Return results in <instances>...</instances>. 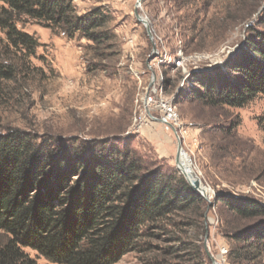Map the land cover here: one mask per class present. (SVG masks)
<instances>
[{
	"label": "rangeland",
	"instance_id": "374dc122",
	"mask_svg": "<svg viewBox=\"0 0 264 264\" xmlns=\"http://www.w3.org/2000/svg\"><path fill=\"white\" fill-rule=\"evenodd\" d=\"M137 2L74 1L79 16L95 18L98 11L105 19L101 32L109 40L102 45L82 35L69 39L34 23L23 25L39 39L37 54L44 61L33 60L27 83L2 85L0 133H28L56 152L71 149L81 156L106 144L128 145L152 169L184 177L176 164V132L141 118L142 99L155 73L156 82L163 78L161 86L155 82L161 97L171 100L179 117L184 151L211 191L210 201L205 199L207 234L201 238L206 256L211 264L210 256L218 264H235L229 252L239 244L225 237V231L228 222H237L217 198L249 196L264 204V97L241 108L208 107L191 93V76L223 67L250 35L264 33V0H142L138 12L151 24L157 54L136 16ZM181 58L186 62L177 67ZM186 77L190 79L183 86ZM234 126L235 137H230ZM190 236L195 238V231ZM27 253L37 264H58L35 251ZM246 253L250 260L242 264H264V243ZM141 258L131 252L116 264H142Z\"/></svg>",
	"mask_w": 264,
	"mask_h": 264
},
{
	"label": "trees",
	"instance_id": "16d2710c",
	"mask_svg": "<svg viewBox=\"0 0 264 264\" xmlns=\"http://www.w3.org/2000/svg\"><path fill=\"white\" fill-rule=\"evenodd\" d=\"M74 1L0 0V95L3 84L29 81L33 60L44 61L23 25L95 45L109 40L99 12L81 17ZM191 78V93L208 107L241 108L264 97V33L250 35L223 67ZM217 201L237 222L226 224L225 237L239 244L229 259L242 264L250 260L244 251L264 243V221L241 222L264 219V204L224 194ZM206 209L182 175L152 169L128 145L81 156L28 133H0V264H37L27 249L58 264H116L131 252L142 264H211L201 240Z\"/></svg>",
	"mask_w": 264,
	"mask_h": 264
},
{
	"label": "built area",
	"instance_id": "2783aa9c",
	"mask_svg": "<svg viewBox=\"0 0 264 264\" xmlns=\"http://www.w3.org/2000/svg\"><path fill=\"white\" fill-rule=\"evenodd\" d=\"M185 62L186 60L181 58L177 61V67H182ZM187 80L188 77L184 79L182 84L183 86ZM162 82L163 78H160L156 83H159L161 86ZM156 83H154L152 86L150 85L147 95L142 99L143 112L141 118H148L146 123L158 122L170 129L177 130V127L179 126V117L175 111V108L172 105L171 100L168 101L161 97L162 88L159 90ZM154 112H159L161 115L158 117L154 116ZM224 253L227 254V250H225Z\"/></svg>",
	"mask_w": 264,
	"mask_h": 264
},
{
	"label": "water",
	"instance_id": "95a60500",
	"mask_svg": "<svg viewBox=\"0 0 264 264\" xmlns=\"http://www.w3.org/2000/svg\"><path fill=\"white\" fill-rule=\"evenodd\" d=\"M141 2L142 0H138L137 5H136V16L138 18V20L146 27L148 35L150 37V40L152 42L153 45V50L154 52H156L157 54V45L155 42V36L154 33L152 31V27L151 24L149 22V20L143 16H141L139 14V9L141 7ZM156 81V76L155 73H153V79L151 82V86L155 83ZM176 132L177 138L179 140L178 143V152H177V156H176V164L178 166V169L180 170V172L184 175V177L186 178L187 182L190 184V186L192 187V189L197 192L201 197H203L204 199L210 201V198L208 197L207 193H206V186H204L202 179L199 177V175L196 173L194 167H193V163L191 158L186 154V152L184 151L183 148V143L182 140L179 136V133L177 132V130H174ZM186 154L187 158H188V162L190 164L189 170H182V156ZM206 249H207V245H206ZM208 252V251H207ZM208 255L210 256L209 252ZM213 264H218L217 260L215 258H213L212 256H210Z\"/></svg>",
	"mask_w": 264,
	"mask_h": 264
},
{
	"label": "bare ground",
	"instance_id": "6f19581e",
	"mask_svg": "<svg viewBox=\"0 0 264 264\" xmlns=\"http://www.w3.org/2000/svg\"><path fill=\"white\" fill-rule=\"evenodd\" d=\"M182 165H183V167H182V170H189V167H190V164H189V162H188V158H187V155L186 154H184L183 156H182ZM187 170V171H188ZM206 193H207V195H208V197H209V195H210V193H211V191H210V189H207L206 188Z\"/></svg>",
	"mask_w": 264,
	"mask_h": 264
}]
</instances>
